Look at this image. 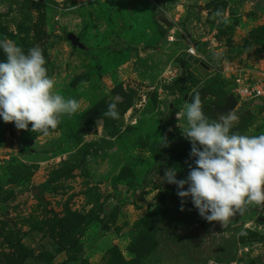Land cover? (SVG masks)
<instances>
[{
    "label": "rangeland",
    "instance_id": "374dc122",
    "mask_svg": "<svg viewBox=\"0 0 264 264\" xmlns=\"http://www.w3.org/2000/svg\"><path fill=\"white\" fill-rule=\"evenodd\" d=\"M0 37L39 46L80 102L47 136L0 120V264H264V206L207 222L161 179L195 166L176 113L196 93L264 134V103L234 93L264 66V0H0Z\"/></svg>",
    "mask_w": 264,
    "mask_h": 264
},
{
    "label": "clouds",
    "instance_id": "9594fccd",
    "mask_svg": "<svg viewBox=\"0 0 264 264\" xmlns=\"http://www.w3.org/2000/svg\"><path fill=\"white\" fill-rule=\"evenodd\" d=\"M221 16L220 11L215 13ZM0 120L12 122L18 130L31 125V131L47 136L57 128L62 115L80 108L79 100L65 98L54 91L39 46L26 51L15 41L0 37ZM105 117L118 119L116 102H110ZM186 126L182 134L190 142L189 165L185 178L177 179V169H165L163 182L176 186L181 208L187 198L207 222L227 224L249 206H264V134L249 135L232 131L238 116L228 111L215 122L205 116L199 93L186 103ZM185 185H187L185 189Z\"/></svg>",
    "mask_w": 264,
    "mask_h": 264
},
{
    "label": "built area",
    "instance_id": "2783aa9c",
    "mask_svg": "<svg viewBox=\"0 0 264 264\" xmlns=\"http://www.w3.org/2000/svg\"><path fill=\"white\" fill-rule=\"evenodd\" d=\"M189 53L194 55L195 52L191 49ZM234 83V93L238 100L245 103H264V66L258 70L247 71L246 74H239Z\"/></svg>",
    "mask_w": 264,
    "mask_h": 264
},
{
    "label": "water",
    "instance_id": "95a60500",
    "mask_svg": "<svg viewBox=\"0 0 264 264\" xmlns=\"http://www.w3.org/2000/svg\"><path fill=\"white\" fill-rule=\"evenodd\" d=\"M68 40L71 42L72 46H74V47H79V48L83 47L81 42L79 41V39L73 34H68ZM236 105H237V101H236L235 97L231 95L227 98L224 105L216 106L214 108V111L217 114H226L228 111H233ZM42 191H43L42 187L37 188V189H33V194L35 196L40 197Z\"/></svg>",
    "mask_w": 264,
    "mask_h": 264
},
{
    "label": "trees",
    "instance_id": "16d2710c",
    "mask_svg": "<svg viewBox=\"0 0 264 264\" xmlns=\"http://www.w3.org/2000/svg\"><path fill=\"white\" fill-rule=\"evenodd\" d=\"M184 57H185V55H184ZM189 60L191 61L192 60V57H189ZM42 188H43V191H45V190H48L49 191V189L46 186H43Z\"/></svg>",
    "mask_w": 264,
    "mask_h": 264
}]
</instances>
